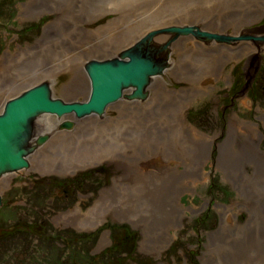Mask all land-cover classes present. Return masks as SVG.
<instances>
[{
    "label": "rangeland",
    "instance_id": "374dc122",
    "mask_svg": "<svg viewBox=\"0 0 264 264\" xmlns=\"http://www.w3.org/2000/svg\"><path fill=\"white\" fill-rule=\"evenodd\" d=\"M25 1L0 0V13L3 12L0 14V110L22 86L25 89L43 81L39 78L41 74L50 75L53 61L64 67L46 78L52 82L53 95L65 101L86 99L89 80L84 62L118 53L143 36L141 34L147 28L191 25L222 34L264 35V0H146L149 6L143 0H47L35 4L32 8L34 16L24 19L20 4ZM157 3L159 6L154 7ZM128 7H134L137 12L127 13ZM171 17L181 21L177 23ZM170 21L172 23H168ZM62 25L83 30L85 52L72 53V49L63 44H54L63 35ZM45 27L51 31L50 46L38 47L34 53H16L19 48L39 40ZM159 41L162 43L165 39ZM169 48L170 66L163 75L154 78L157 84H152L146 100L118 101L102 116L66 117L74 122L70 129L60 127L61 120L55 115L45 114L39 119L45 123L37 127L38 132L49 130L45 132L49 135L47 140L31 156L35 158L31 160V168L6 175L9 182L0 190L3 201L0 228L11 226L17 235L15 242L12 236L10 243L0 245V264H58L56 261L86 264L83 261L93 254L91 249L98 251L94 254L103 257L106 264H203V244L214 233L206 234L204 229L211 227L213 230L219 223L216 203L232 205L236 219L245 223L247 213L238 207L243 199L235 184L240 183L246 192L251 190L255 191L254 195H262L264 179L258 178V188L251 187L252 167L245 162L240 177L236 181L231 179L218 167V145L230 141L229 121L236 115L239 120L258 127L256 142L264 151V127L261 125L264 123V74L260 80L256 77L247 95L238 99L232 96L238 97L236 93L245 82L242 79V84L236 87L238 73L243 71L245 63L250 65L255 61L254 55L261 56L264 63V49L259 50L249 40L204 42L192 35H180ZM180 50L185 51L181 53ZM21 54L24 56L17 58ZM181 107L185 123L205 135L193 142L187 135L167 136L176 145L181 141L188 142L181 148L184 161L169 164L162 153L165 147H161L162 152L152 153L151 161H145L146 165L135 163L136 169L133 163L138 173L172 165L173 169L185 173L183 181L193 187L178 195L182 207L177 215L181 218L177 216L176 224L169 227L168 239L159 252L152 253L140 248L142 228L134 218L126 216L123 206L119 205V202L123 203L122 190L124 192L126 184L114 183V178L124 172L115 164V157L122 159L133 149L140 150L138 156H143L142 152L155 149L154 142L162 143L169 134L166 125ZM53 123L56 128L50 127ZM161 128L166 135L162 134L160 138ZM235 132L238 134L231 151L240 150L247 141L246 128L233 134ZM99 155H107L109 160L74 170L75 164ZM190 158L194 160L189 161ZM66 168H69L67 174L63 173ZM44 176L52 185L48 183L40 191L36 184L45 180ZM137 182L143 184L141 180ZM118 185H123L122 189ZM143 185L135 186L134 190L139 194L146 188V182ZM88 188L92 189V195H87ZM136 198L132 202L131 216L142 208L138 196ZM205 201L215 204L204 205ZM233 203L237 204L233 206ZM112 204L117 207L115 213L109 210ZM74 209L81 215L58 216ZM228 222H233L232 217ZM260 222L256 219L250 232L255 234ZM55 225L61 229H56ZM118 228L125 232L121 241L112 234ZM262 229L264 233V226ZM45 231L48 232L46 235ZM90 231H93L94 239ZM57 234L60 236L56 237ZM105 236L110 240L105 241ZM213 244L218 247L217 242ZM28 251L30 257L37 251L45 263L39 258L26 259ZM46 256H49L48 260H45ZM114 256L121 261L114 263ZM214 259L218 260V257L214 256ZM101 263L104 264L102 260L97 262Z\"/></svg>",
    "mask_w": 264,
    "mask_h": 264
},
{
    "label": "bare ground",
    "instance_id": "6f19581e",
    "mask_svg": "<svg viewBox=\"0 0 264 264\" xmlns=\"http://www.w3.org/2000/svg\"><path fill=\"white\" fill-rule=\"evenodd\" d=\"M43 1H47V0H27L22 4H20V8L22 9L23 12L21 14V18L25 19V18L33 17L34 11L32 10V8L34 7L35 4H40ZM89 1L93 2L94 0H89ZM143 1L145 5L147 6L150 5L149 1L146 0ZM153 5L154 7L159 6L158 3ZM136 12L137 11L134 9V7H130V8L128 7L127 9V13L129 14H134ZM0 14H3V12ZM58 14L63 15L64 13H58ZM68 16L70 18L72 17V15H68ZM171 20L177 21V23L181 21L180 18L177 19L175 17H171ZM172 21L168 23H172ZM161 24H165V23H161ZM62 26H63L62 27L63 35L61 39L54 41V44L57 45L63 44L64 46L72 49V53L85 52L86 51L85 43L84 40L82 39L83 37H85L83 30L75 29V27H70L67 25H62ZM49 27H51L50 24ZM49 27L44 28L43 36L39 40H37L33 44H27L23 48H19L16 51V53H34L38 47L50 46L51 31ZM201 28L203 29L202 26ZM146 30L147 31H145L141 35H144L148 31L153 29L148 30L147 28ZM247 31H251V30H247ZM112 33L114 32L112 31ZM155 40L160 42L157 38ZM53 47H55V45H53ZM180 49H183V47ZM183 51L185 50H180L181 53ZM22 56L24 55L21 54L17 58H21ZM51 66H52V73L54 71H59L60 69L64 68L60 63L57 64L55 61L52 62ZM167 69H165V71ZM52 73L50 75L41 74L39 75V78L41 79L43 78L42 80H45L46 78L52 77L53 76ZM20 82L22 83V81ZM155 83L157 84L156 80L154 81V84ZM20 90H23V86L22 88L19 89V91H16L15 94H20L21 93ZM181 109L182 107L178 109L175 117L168 122V125H166L169 128V132H167L169 134L166 135L165 133L162 132L163 128L160 129L161 130V132H159L160 138L162 134L166 136L164 137L162 143L161 141H159V143L154 142L156 146L155 149H149L146 153L141 151L143 156L141 155L138 156L140 150L133 149L130 153L126 154L122 159H120L119 157H115L116 160L115 164H118V166L121 169H123L124 172L121 175H118L116 178H114L115 180L114 183L126 184V186L124 187V192L122 190V193L124 195V200L123 203L119 202V205L123 206L125 215L128 216L129 218H134L135 223L142 228V238L139 242L140 248L142 250H147L152 253L159 252V249L163 247L164 243L168 239L167 233L169 227L174 226L178 221L177 213L180 210L179 208L182 207V205L178 201V195H180L183 192V190H187L191 187H190V183L183 181L185 173L178 172L177 170L173 169L172 165H168V167H165L163 165L162 167L155 169L156 171L152 172L151 170H149L146 173L145 172L138 173L137 171H135L134 166L137 169L135 163H137V166L139 165V163L146 165L145 161H149V160L151 161L150 155L152 153L159 154L158 151H161L162 149L161 147H165V152L162 151L161 152L164 153L163 157L167 159L169 164L171 162L181 163L185 159L184 157H182L181 148L183 143L188 144V142L181 141L176 145L174 144V141L172 139H169L167 136L176 135L182 137L187 135L192 142L195 141L196 139L205 136L203 133L199 134L198 131H196L194 128L188 126L185 123ZM41 123H45V122H39V126L41 125ZM261 125L262 127H264V123L263 124L261 123ZM42 126H44V124H42ZM51 127L56 128V124L53 123ZM256 127L257 126L255 125L253 126L250 122H244V120L242 119L239 120L237 116L234 115V117L229 121L230 141H226L222 145L220 144L221 146L218 145L220 151H219V157L217 159L218 167L221 170H223L229 177H231V179H235V181L240 177V172L244 171L242 163L245 162L249 164L252 167V173L249 176H253L252 179H249V185L253 188L259 187L257 181L258 178L261 177L260 179H264V151L261 150L257 145L256 140L258 138L259 131L257 130L258 127L257 128ZM54 128L51 129L53 130ZM244 128H246L247 131V133H244L247 137V141L244 143L243 147L240 150L236 148L233 151H231L230 148L232 149L231 145L233 143V140L236 139V136L238 134V132H235L234 134L233 132ZM45 131H49V130H45ZM137 156L138 159L135 160ZM108 158L109 157H107V155H99L91 159H88L84 162L77 163L75 164V166H73V168L74 170L76 168L82 169L89 165L96 164L98 162H103ZM34 159L35 158L33 159L31 158L30 161L31 160L33 161ZM191 160H194V158H190L189 161ZM66 169L63 170V173L67 174L69 168ZM74 170L72 171L75 172ZM43 178L45 180H40V181H46L47 182L45 184L46 186L48 185V183L52 185L51 180L48 177L44 176ZM131 178L132 181L130 180ZM139 180H141L143 184H145L146 182V186H145L146 188L143 189L138 194L134 190L135 186H144L142 183L141 185H139V183L137 182ZM174 180H176L177 182H173ZM8 182H9L8 176L2 177L0 179V190L3 187H5ZM119 186L122 189L123 185H118L117 187ZM235 186L238 190L239 195L243 199L242 201L238 200L239 201L238 207L240 209H243L247 213V219L245 223L239 222L236 219V214H235L236 211L232 208V205L216 203V207L218 208L219 211V223L213 230L210 229L211 227L210 228L206 227L204 229L206 234L207 233L211 234L212 232L214 233L210 236V239L209 237H207L206 241L203 244L205 249L202 252L203 264H264V233L262 229L264 226V194L254 195L255 191H251V190L246 192L244 189L241 188V184L237 182ZM137 196L139 203H141L142 208L139 210L137 214L131 216L130 210H132V204H133L132 202H134L137 199L136 198ZM206 204L214 205L215 203L214 202L211 203L210 201H205L204 205ZM236 204L237 203H233V206H235ZM21 205L23 204L21 203ZM109 210L113 211L112 213L118 211L116 206L113 207V204L111 205ZM80 215L81 213L79 212V210L74 209L61 213L58 216L68 218L71 216L77 217ZM104 216L105 215H103L102 217ZM178 217L181 218V215H179ZM229 217H232L233 219L232 223H229L230 221L228 222ZM256 219L261 220L260 224L263 226L260 225L258 230L255 232V234H253L252 232H250V227H252L251 224ZM92 225H94V223ZM83 226H86V228L89 227L87 224H83ZM213 226L214 225H212V227ZM54 227L57 229V225H55ZM215 229H217L216 232ZM27 230H29V228H27ZM3 232L4 231L0 228V235ZM29 233L30 232L28 231L27 235H29ZM46 233L48 232L45 231L44 235H46ZM6 234L8 235L9 233ZM16 237L17 235L15 234V232H13V238L11 236L4 241L0 240V242L2 244H6L5 242H9L11 238L15 242ZM104 239L105 241H107V236H105ZM213 242H217L218 247L215 246ZM67 248H69V246ZM30 254H31L30 251L26 253V259L32 258V261L36 260L37 258L40 259L37 251L36 254L31 257ZM96 255L92 254L88 258L85 257L86 259L85 261H83V263L97 264L99 260H102L103 263L106 264V261L103 257L100 258L101 256L99 255L96 256ZM214 256H217L218 260L214 259ZM48 257L49 256H46L45 260H48ZM40 260L42 261V259ZM120 261H121L120 258L114 256V263H118ZM56 262L60 264L59 261ZM159 264H164V263H159Z\"/></svg>",
    "mask_w": 264,
    "mask_h": 264
},
{
    "label": "water",
    "instance_id": "95a60500",
    "mask_svg": "<svg viewBox=\"0 0 264 264\" xmlns=\"http://www.w3.org/2000/svg\"><path fill=\"white\" fill-rule=\"evenodd\" d=\"M180 35H192L204 42L234 43L249 40L259 50L264 48V35L241 33L222 34L203 30L198 26L170 25L148 31L132 45L106 59H89L84 63L90 88L83 101H64L54 97L49 81H42L7 99L0 111V178L19 173L30 167V155L40 148L49 135L38 132L39 119L45 114L57 118L73 115L102 116L107 107L119 100H145L154 78L163 75L170 66V45ZM165 39L158 42L155 39ZM243 66L245 83L237 96L245 95L259 70L261 56ZM72 120H62L60 127L70 129ZM2 197L0 194V206ZM122 231L121 229H118Z\"/></svg>",
    "mask_w": 264,
    "mask_h": 264
},
{
    "label": "flooded vegetation",
    "instance_id": "af4514ba",
    "mask_svg": "<svg viewBox=\"0 0 264 264\" xmlns=\"http://www.w3.org/2000/svg\"><path fill=\"white\" fill-rule=\"evenodd\" d=\"M45 21L43 20L40 24L42 25L43 23H44ZM264 49V48H263ZM262 49V50H263ZM263 74H264V63H263V59H262V57H261V64H260V67H259V70L257 71V73H256V75H255V77L253 78V80H252V83H251V85H250V88L253 86V83L255 82V80H256V77H258V79L260 80V79H262V76H263ZM242 79H245V76L243 75V73H242V71L241 72H239L238 73V76H237V86L236 87H238L239 85H241L242 83H241V80ZM246 80V79H245ZM243 82V81H242ZM232 96H235V95H232ZM223 106H225V105H223ZM222 106V107H223ZM47 182H44V181H39V182H37V189H39L40 191H43V189L45 188V187H47L45 184H46ZM86 193H87V195H92L93 194V191H92V189H90V188H88L87 190H86ZM27 228H29V230L31 231V228L30 227H27ZM4 232L0 235V240H2V241H4V240H6L7 238H9V237H11V236H13V232H14V230L12 229V227L11 226H4L3 228H1ZM57 229H60V228H57ZM29 231V232H30ZM118 233H121V237L120 238H118V241H121L122 240V238L124 237V235H125V232L123 231V232H119V231H117ZM6 233H9L8 235L6 234ZM92 236H95V235H93L92 234ZM56 237H58V235L56 236ZM56 237H54V238H56ZM116 239V238H115ZM57 240V239H56ZM117 240V239H116ZM0 244H1V246H3V245H5V244H2L1 242H0Z\"/></svg>",
    "mask_w": 264,
    "mask_h": 264
}]
</instances>
